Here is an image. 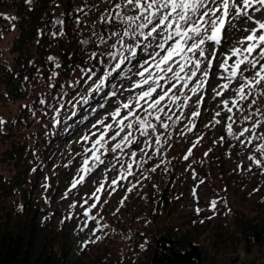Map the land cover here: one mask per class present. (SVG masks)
I'll list each match as a JSON object with an SVG mask.
<instances>
[{
  "label": "trees",
  "instance_id": "obj_1",
  "mask_svg": "<svg viewBox=\"0 0 264 264\" xmlns=\"http://www.w3.org/2000/svg\"><path fill=\"white\" fill-rule=\"evenodd\" d=\"M122 2L0 0V36L1 33H9V39L0 53V103L6 110V116H0L4 121L0 124V264H104L109 252L107 245L95 251L77 249L72 256L64 220L55 223L53 211L49 207H37L32 197L42 171L51 164L65 139L119 93L124 80L135 74L137 64H142L143 55L147 54L156 71L149 55L156 52L152 50L154 41L145 51L144 45L148 41H144L143 37L139 38L138 55L113 71L118 60L108 55L106 46L110 40L118 43L127 25L119 20L107 23L100 17L110 13L114 15V5ZM121 11L126 15L137 14L131 6ZM57 20H62L63 24L55 23ZM123 39L125 43H136L130 37ZM205 48L206 54L212 51L207 46ZM116 49H122V45L119 43ZM124 54L129 55L126 51ZM172 66L175 67V64ZM78 68L83 73L71 82L72 73ZM109 72L112 74L106 76ZM39 75L45 76L43 87L31 97ZM101 80L104 81L102 84ZM224 82L219 74L214 85L208 82L199 93L204 97V102L199 105V117H191V111L197 107V97L184 89V94L192 96L188 102L190 106L179 108L172 105L169 108L167 102V115L162 113L161 118L169 125L168 129L160 126L153 113L147 119L156 125L155 133L149 129V135L145 137L135 129H126L109 147L119 142L128 131H132L135 138L141 136L147 142L150 134L161 138V133L170 127L175 128L169 131L173 136L186 132L185 126L190 119L195 124L193 130L200 134L210 131L213 117L228 123L227 116H233V112L227 113L221 100H228L231 106L235 96L233 89L237 87L230 85L219 96L220 107L208 108L207 94L211 92L213 95V89ZM252 90V100L264 107V84ZM173 92L181 95L175 89ZM240 104H250L249 97ZM217 112L220 116H215ZM136 115L146 117L142 110ZM167 116H172V120H168ZM177 116H180L179 120ZM224 131L225 136L232 137L227 129ZM126 147H130L131 151L136 148L132 144L122 149ZM214 160L218 164L213 165L212 160L204 157L200 161L201 169L211 173L215 167L223 176L219 159L214 157ZM175 164L177 159L172 155L168 164H155L157 171L152 182L157 199L163 201L164 210H167L166 191L173 179ZM193 164H199V160ZM231 214L229 222L202 217L180 225L170 222L158 208L147 213L142 221L135 219L137 213L129 212L127 217L117 222L118 230L126 234L120 251L128 258L121 264H221L226 257L237 260L239 250L249 252L255 246L262 247L264 195L255 199L248 209L234 206Z\"/></svg>",
  "mask_w": 264,
  "mask_h": 264
},
{
  "label": "rangeland",
  "instance_id": "obj_2",
  "mask_svg": "<svg viewBox=\"0 0 264 264\" xmlns=\"http://www.w3.org/2000/svg\"><path fill=\"white\" fill-rule=\"evenodd\" d=\"M112 1L114 0H106V2ZM256 17L264 19V16L259 13L256 14ZM234 23L235 28H228L225 31L222 44L215 46L217 59L213 61V70L210 71L209 75L211 77L208 78L209 85H212L218 75L223 72L219 68V64L223 60V54L236 46L237 41L242 36L247 35L243 29L254 26L252 22L234 21ZM8 39L9 33H1L0 53ZM153 41L152 50L160 51L155 47L158 41ZM110 43L112 45L116 44V47L119 44L110 40L108 46H106L107 53L110 50H117L110 47ZM205 46L211 50L214 47L212 42H207ZM146 56L147 54L143 55L141 65L145 60H148L149 57ZM229 63L231 64L232 61L230 60ZM141 65L137 64L134 69L135 74L124 80L119 93L115 97H112L89 120L83 122L79 129L72 133L67 140L65 139L55 152L51 164L42 171L38 179L39 185L34 190L32 200L37 207H49L53 211L55 223L64 220V225L68 228L72 256L75 255L77 249L95 251L107 245L109 252L104 264H121L127 260L128 257L120 251L126 239V234L118 230L117 222L120 218L127 217L129 212L137 213L135 219L139 221L146 219L145 215L147 213L158 208L161 214L168 216L170 222L180 225H187L202 217L218 222H229L232 219L231 210L234 206L244 210L248 209L255 199L264 195V151L260 149V145L264 144V139L257 138L264 137V117L257 114V110L264 113V107L251 103L254 96L253 90H251L252 95L249 96L250 104H240L242 110L233 108V120L235 122L228 121V123L233 124L234 135L232 137L224 135V130L227 129L228 124H224V122L210 124V131H203L202 134L192 129L191 132L184 131L185 133L181 132L180 134L177 133V136H173L171 135L172 131H169L175 128L170 127L169 130L161 133L160 145L155 142L157 135L150 134L147 142L141 136H137L136 140L139 143H133L136 146L134 149L136 152L135 157L130 156V147L122 150L117 149L114 153L100 149V152L103 153L101 159L104 163L99 164L92 172L88 173L83 183L78 184L76 188H71L73 179H78L79 175L84 174L79 171L82 168L83 160L86 157H91V152H86L85 149H91L93 142L104 130L103 125L98 124V121L113 125V128L105 137L108 141L105 147L109 148V145L114 142L110 137L115 135L118 130L119 126L116 121L120 117H117L114 121L110 114L116 108H121V116L127 115L128 110L123 109L121 105L127 103L130 97L137 96L142 90L141 88H133V84L141 79L136 75L137 72L143 70ZM149 70L155 72L152 65ZM82 73L83 70L80 68L73 71L71 82L76 81ZM145 75L147 76V73ZM244 75L251 77L254 75V71L244 72ZM44 81L45 76L43 75L36 78V87L30 94L31 97L43 87ZM231 85L233 87L239 86L235 81ZM142 87L146 89L147 85ZM165 87H168V85L165 84ZM216 89L220 90L218 87ZM246 91L248 90L246 89ZM207 97L209 99L208 108L220 107L219 96H215V93L211 95L210 92ZM167 102H163L165 108ZM134 104L135 101L133 100ZM141 104H144V102L141 101ZM189 106L190 104L186 107ZM202 107L204 106L200 108ZM140 110L142 109L136 108L135 114ZM160 115L163 116L162 113ZM246 115H251L252 119L245 120ZM0 116L2 118L6 116V110L1 103ZM255 120L262 121V124L255 129V136H252L250 131L240 137L239 140L236 139V136L244 127L251 129ZM127 122L125 121V123ZM187 127H191V124L185 126L186 130ZM84 136H88L89 139H82ZM221 137H223V140ZM250 138L251 143L248 142ZM198 139L199 143L195 148H192L193 143ZM241 140L244 143H241ZM189 148H192V154L185 160L184 156L188 154ZM141 149H144L143 153ZM170 155L177 159V164H175L173 179L167 187L165 201L167 210H164L162 207L163 201H159L155 195L156 189L152 178L157 171L155 164L159 162L163 164L167 162L168 164ZM204 157L212 160L213 165L218 164L214 160V157H217L218 162L222 165L221 172H224L223 176L213 166H211L213 167L211 173L202 170L200 161H203ZM250 157L255 159H250ZM197 160H199V164L194 165L193 163ZM256 160H259L260 164H257ZM92 163L93 161L90 159L89 166ZM129 163H133L132 174L127 175L126 179H119L121 172L127 169ZM151 164H154L155 171H151L154 168L151 167ZM113 179H117L118 183L116 185H111ZM101 183L104 184V189L98 193L100 200L97 202L92 198V193L96 191ZM110 185L111 187H109ZM112 188H115V191H112ZM129 188L132 190L128 191ZM212 201H216L214 209L211 207ZM93 203H96V207L91 209L89 215L94 216L96 219L90 220L84 213ZM73 204H75V207H70ZM197 209L200 211L198 212ZM69 216H71L70 219ZM85 223L87 227L84 226ZM261 249L262 252L258 253ZM254 252L255 255L260 256L253 257ZM246 254H249V252H246ZM248 257H251V260L255 259L254 261L258 258L259 261H256V264H264V245L255 247Z\"/></svg>",
  "mask_w": 264,
  "mask_h": 264
},
{
  "label": "snow or ice",
  "instance_id": "obj_3",
  "mask_svg": "<svg viewBox=\"0 0 264 264\" xmlns=\"http://www.w3.org/2000/svg\"><path fill=\"white\" fill-rule=\"evenodd\" d=\"M129 6L135 9L137 14L126 15L121 11L122 8H128ZM114 9L116 10L114 15L110 13L108 16L102 15L100 17L101 21L107 23L119 20L127 25L118 40V43L122 45V49L108 53L112 59H118L113 71L119 69L125 61H129L138 55L137 49L141 44L140 37H143L144 41H148V44L144 45L145 51L153 40L158 41L155 47L160 49V51L155 52L154 55L149 54L150 59L154 62L155 72L149 70L151 65L148 60H145L143 65H141L143 70L136 73L141 79L133 84V88H141L142 90L137 96L130 97L127 103L121 105L123 109L128 110L127 115L121 116V108H116L110 114L114 121L117 117H120L116 121L119 126L118 130L115 132V135L110 137L112 141L120 137L121 133L125 132V129H135L140 132L141 136L145 137L149 135V129L155 133L157 130L156 125L147 119L153 113H155V120L160 122V126L168 129L169 125L163 122L160 115V113L167 115L163 102L168 101L167 107L169 108L172 105H176L179 108L186 107L192 99V96L184 94V89H188L192 95L197 97L195 102L197 107L196 110L191 111V117H199V105L204 102V97L199 95V93L208 84L210 71L213 70V61L217 59V49L215 46L222 44L224 33L228 28L236 27L234 21L252 22L254 26L243 29L247 35L242 36L237 41L236 46L223 54V60L219 64V68L223 70L220 73V78L225 82L218 85L219 91L213 89V92L215 96H222L224 91L229 89L233 81L239 84L237 88L233 89L235 96L231 100V106H229L228 100H221L224 110L227 113H232L233 108L242 110L240 108V102L247 100L252 95L251 90L257 85L264 84V62H262L264 61V19H258L256 17L257 13L264 16V0H123L122 3H116ZM78 11H83V9H78ZM5 18L15 19L14 17ZM55 23L63 24V21L57 20ZM146 29L147 31H145ZM53 35L56 34L53 33ZM112 35L119 36L117 33H112ZM123 37H130L136 43H125ZM102 42L104 41L102 40ZM207 42H212L214 47L210 53L206 54L205 45ZM83 43H87V41H83ZM111 47L116 48V44L111 45ZM125 51L129 55H125ZM93 56H95V53H93ZM49 59L52 58L50 57ZM230 60L232 61L231 64L229 63ZM173 64H175V67L172 66ZM247 71H254V75L251 77L245 76L244 72ZM146 73L147 76L145 75ZM111 74V72L106 73V76H110ZM103 82L101 80V84ZM189 82H191V87H189ZM165 84L168 87H165ZM143 85H147V88L143 89ZM173 89L183 96L182 101L181 95H177L173 92ZM112 95L115 96L116 93L113 92ZM133 100L135 101L134 105ZM141 101L144 104H141ZM178 101L181 102L177 103ZM251 103L255 104L256 100H252ZM136 108L142 109L146 113V117L141 118L139 115H136ZM257 114L264 117V113L259 112V110H257ZM181 115L184 114L181 113ZM215 116H220V113L217 112ZM167 118L168 120H172V116H167ZM176 119L179 120L180 116H177ZM244 119L251 120L252 116L246 115ZM227 120L233 123L235 122L232 115H228ZM125 121L128 122L125 123ZM3 123V119L0 118V124ZM97 123L103 125L104 130L100 132L99 137L93 142L92 148L85 149L86 152H91V157H86L83 160L82 168L79 171L84 174H78L79 178L73 179L71 188H76L78 184L83 183L88 173L92 172L99 164L104 163L101 159L103 153L100 152V149H104L105 152L114 153L117 149L122 150L126 145L131 146L133 143H139L133 136L132 131H128L119 142L106 148L105 145L108 141L105 137L113 128V125L103 124V121H98ZM189 123L191 127H187V131L191 132L195 124L191 119ZM212 123L220 124L221 121L213 117ZM261 124V120L253 121L251 129L244 127L238 136H236V139L239 140L240 137L250 131L252 136H255V129ZM226 127L228 134L234 135L233 124L228 123ZM257 138L264 139V137ZM82 139L88 140L89 137L84 136ZM221 139L223 140V137ZM155 142L157 145H160L159 135L156 136ZM240 142L244 143L243 140ZM248 142L251 143V138ZM198 143L199 139L193 143L192 148H195ZM192 148L188 149V154L184 156L185 160L192 154ZM260 149L264 151V144L260 145ZM141 152L143 153L144 149H141ZM129 154L131 157L136 156L135 151L130 150ZM90 159L93 161L91 166H89ZM250 159L255 158L250 157ZM255 162L260 164L259 160ZM133 163L127 165V169L121 172L119 179H126L127 175L132 174L131 169ZM151 170L155 171L156 169L153 168ZM117 183V179L111 181V185H116ZM103 189L104 184L101 183L96 188V191L92 193V198L97 202L100 200L98 193ZM131 190V188L128 189V191ZM112 191H115V188H112ZM70 207L74 208L75 204ZM95 207L96 203H93L85 210L84 215L90 220L96 219L94 216L89 215L91 209ZM211 207L213 209L216 207V201L211 202ZM197 211L199 212L200 210L197 209ZM68 218L70 219L71 216ZM84 226L87 227V224L85 223Z\"/></svg>",
  "mask_w": 264,
  "mask_h": 264
},
{
  "label": "crops",
  "instance_id": "obj_4",
  "mask_svg": "<svg viewBox=\"0 0 264 264\" xmlns=\"http://www.w3.org/2000/svg\"><path fill=\"white\" fill-rule=\"evenodd\" d=\"M255 247H257V246H255ZM255 247H253L252 248V250L253 249H255ZM258 250H259V248H257ZM252 250L251 251H249V254L252 252ZM258 252V251H257ZM260 252H262V249H261V251H259L258 253H260ZM246 254V253H245ZM243 255V256H241L239 259H237V260H234V259H232V258H230V257H226L225 259L226 260H224L221 264H256V261H254V260H251V257H248L249 256V254H246V255ZM256 253L254 252V255H253V257H257V256H260V255H255Z\"/></svg>",
  "mask_w": 264,
  "mask_h": 264
},
{
  "label": "built area",
  "instance_id": "obj_5",
  "mask_svg": "<svg viewBox=\"0 0 264 264\" xmlns=\"http://www.w3.org/2000/svg\"><path fill=\"white\" fill-rule=\"evenodd\" d=\"M242 254V253H241ZM256 261H259L258 259Z\"/></svg>",
  "mask_w": 264,
  "mask_h": 264
}]
</instances>
